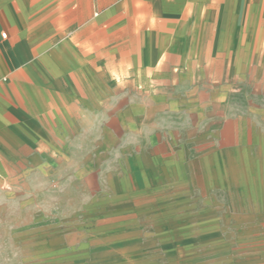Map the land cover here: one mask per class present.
Here are the masks:
<instances>
[{"label": "crops", "instance_id": "crops-1", "mask_svg": "<svg viewBox=\"0 0 264 264\" xmlns=\"http://www.w3.org/2000/svg\"><path fill=\"white\" fill-rule=\"evenodd\" d=\"M73 166L107 203L81 218L46 193ZM225 203L264 208V0H0V264H90L98 212Z\"/></svg>", "mask_w": 264, "mask_h": 264}, {"label": "rangeland", "instance_id": "rangeland-1", "mask_svg": "<svg viewBox=\"0 0 264 264\" xmlns=\"http://www.w3.org/2000/svg\"><path fill=\"white\" fill-rule=\"evenodd\" d=\"M74 168L72 176L64 179L62 191L46 193L60 196L63 211H78L81 218L86 209L107 203L97 197L89 166ZM50 177L54 179L55 174ZM98 213L99 222L91 226L102 233L79 255L90 264H224L227 259L222 253L230 259L234 251L237 258L264 263V208L258 203H225L217 215L188 217L184 222Z\"/></svg>", "mask_w": 264, "mask_h": 264}]
</instances>
